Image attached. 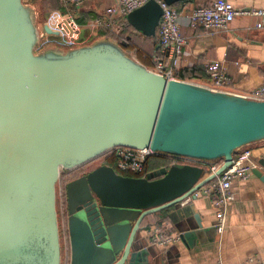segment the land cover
I'll list each match as a JSON object with an SVG mask.
<instances>
[{"label": "water", "instance_id": "obj_1", "mask_svg": "<svg viewBox=\"0 0 264 264\" xmlns=\"http://www.w3.org/2000/svg\"><path fill=\"white\" fill-rule=\"evenodd\" d=\"M160 1L172 7L184 0ZM162 15L151 0L127 21L155 38ZM41 37L33 7L0 0V264H145L150 248L138 245L145 218L169 209L173 221L188 217L182 203L228 169L239 149L264 141V101L167 80L109 38L38 54ZM122 147L223 164L206 178L193 165L146 178L103 165L71 183L63 258L61 171ZM76 183L85 193L79 200L69 193Z\"/></svg>", "mask_w": 264, "mask_h": 264}, {"label": "crops", "instance_id": "obj_2", "mask_svg": "<svg viewBox=\"0 0 264 264\" xmlns=\"http://www.w3.org/2000/svg\"><path fill=\"white\" fill-rule=\"evenodd\" d=\"M214 1L216 0H190L182 5L179 23L188 44L184 48L180 69L205 70L206 64L211 61L222 62L233 79L234 93H251L264 86V18L237 16L228 31L216 34L208 33L202 27L193 30L189 24L191 11L199 6L210 5ZM225 1L232 3L239 10L264 9V0ZM112 4L113 0H86L76 9V16L85 26L89 21H84L85 18L100 16ZM258 22L262 23L261 27H257ZM135 34L137 37H144L139 33ZM101 39H105L101 31L95 33L84 28L80 46ZM151 42L153 52L158 36L154 40L151 39ZM206 80L189 82L201 83ZM250 147L255 169L264 175V141L254 143ZM208 176L210 174L207 172L203 177ZM231 189L235 201L228 208L227 227L222 236H219L215 228L213 203L205 196L191 201L188 205V217L180 215L173 221L169 215L174 209H169L145 218L138 237V245L141 248H150L151 254L145 264H247L251 259L264 260V182L252 174L247 180H234ZM158 230L172 235L188 234L189 237L159 247L151 242ZM67 257L65 253V259Z\"/></svg>", "mask_w": 264, "mask_h": 264}, {"label": "built area", "instance_id": "obj_3", "mask_svg": "<svg viewBox=\"0 0 264 264\" xmlns=\"http://www.w3.org/2000/svg\"><path fill=\"white\" fill-rule=\"evenodd\" d=\"M86 0H60L65 11L49 13L45 18L47 25L57 36L45 37L41 47L59 46L65 49L77 48L81 43V32L88 28L91 32H106L110 36L120 39L127 28V17L130 13L142 8L151 0H113V4L100 16L82 25L77 16L76 9ZM163 9L160 26L158 28V55L154 58L152 72L164 76L167 80H177L174 73L180 70L183 61L184 48L188 39L183 35L179 23L181 13L171 6H167L158 0ZM237 16H252L264 18L263 10H239L225 0H216L208 6L194 8L189 15L190 27L195 30L202 27L211 34L226 32ZM262 23L258 22L257 27ZM205 72L208 79L205 82L195 83L213 92H222L230 95H238L255 101H264V86L251 93L236 94L232 90L233 79L225 70L223 63L211 61L206 64ZM189 82V81H186ZM193 83V82H192ZM115 153L118 157V167L123 172L141 174L145 171L148 159L162 157L168 160L170 168L175 165H193L204 168L210 175H215L221 168L223 161H202L184 156L170 155L152 150H137L132 148H115L109 153ZM255 169L252 148L250 146L239 149L233 158L232 164L222 174L215 177L205 187L187 198L182 205H189L193 196H205L213 203L216 217V231L222 236L227 227V212L229 206L235 201L232 192L234 180H247ZM152 173V172H150ZM141 178H146L148 174ZM181 240V235L167 234L158 230L152 237V244L165 247ZM217 264H222L218 262ZM247 264H264V260H250Z\"/></svg>", "mask_w": 264, "mask_h": 264}, {"label": "trees", "instance_id": "obj_4", "mask_svg": "<svg viewBox=\"0 0 264 264\" xmlns=\"http://www.w3.org/2000/svg\"><path fill=\"white\" fill-rule=\"evenodd\" d=\"M26 2L31 4L34 8V10L37 13L36 5L39 3L43 8H48L50 12H55V11H65L63 5L61 4L60 0H25ZM190 0H184L178 4H176L175 7L180 13L182 12L183 4L186 2H189ZM208 6V5H207ZM92 18L86 19L84 21H90L92 19H95L94 16H90ZM45 20V19H44ZM103 34L104 38H109L116 42L117 44L121 45L124 47L126 52L129 54L131 51L132 53L134 52L136 54V59L139 61L141 64L144 66H147V68H154V58L158 55V50L156 49L159 45L157 42L155 46V50L152 52V54L149 56L146 52H144L139 46L135 44V38L137 35L136 32L133 28L130 27L129 24H127L126 32L123 37L120 39H116L106 32L101 31ZM140 34V33H139ZM158 36V32H157ZM156 36V37H157ZM155 37V38H156ZM131 38V40H129ZM147 38V37H146ZM151 38V39H155ZM102 40V39H101ZM146 64V65H145ZM150 65V66H149ZM175 77L181 81H194V80H200V79H208V76L204 70V68H188V69H180L174 73ZM103 165L111 166L112 168L115 169V171L118 174H121L126 177H136V178H141L144 176V174L150 173V172H155L156 170H159L161 168H170V164L167 159L162 158V157H153L148 159L146 165H145V171L144 173L141 174H133L129 172H123L119 169L118 167V157L115 153H107L100 158L68 173V172H61V177L59 180V186H61V189L63 191V198H64V203H65V213H64V226H63V232L66 235V238H68V186L83 178L86 177L89 173L97 169L98 167H101ZM68 242V240H67ZM67 259L69 258V242L67 245Z\"/></svg>", "mask_w": 264, "mask_h": 264}, {"label": "rangeland", "instance_id": "obj_5", "mask_svg": "<svg viewBox=\"0 0 264 264\" xmlns=\"http://www.w3.org/2000/svg\"><path fill=\"white\" fill-rule=\"evenodd\" d=\"M28 5H29V3H28ZM29 6L33 7L31 4ZM36 9H37V24L39 27V31L42 35L40 42H39V45L36 48V53L39 54V53H42L45 49H47L49 47V46L48 47H41V43H43V40L45 39V37H48L47 33L43 30V26L45 23L44 19L51 12L48 8H43L41 6V4H39V3L36 5ZM134 41H135V44L137 46H139L144 52H146L149 56L152 54L153 44L151 42V39H146L144 37L143 38L142 37H136ZM128 55L136 60V54L134 52L132 53V51H131ZM145 67L147 68V66H145ZM148 69L150 70L151 68L148 67ZM62 171L66 172L65 170H62ZM69 190H70L69 193H70L71 197L76 198L74 200H79L80 197L85 195V193H82V192L80 193L79 183H76L75 185L70 187ZM89 206L92 207V209H94L93 204H90ZM57 210H58V215H59V223H60V230H61V243H62V247H63V254H64L63 258H64L65 253H67L66 248L68 245V242H67L68 238H66V235L63 232V230H64L63 229V226H64V224H63L64 219L63 218H64V213H65V203H64V198H63V191L61 189V186H59V183L57 186Z\"/></svg>", "mask_w": 264, "mask_h": 264}, {"label": "flooded vegetation", "instance_id": "obj_6", "mask_svg": "<svg viewBox=\"0 0 264 264\" xmlns=\"http://www.w3.org/2000/svg\"><path fill=\"white\" fill-rule=\"evenodd\" d=\"M99 168V167H98ZM66 172H68V173H70V172H72V171H68V170H65Z\"/></svg>", "mask_w": 264, "mask_h": 264}]
</instances>
